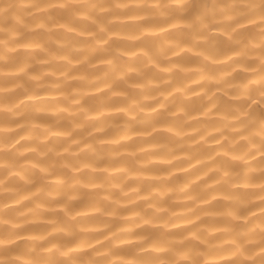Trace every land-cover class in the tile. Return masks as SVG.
I'll list each match as a JSON object with an SVG mask.
<instances>
[{
	"label": "clouds",
	"instance_id": "clouds-1",
	"mask_svg": "<svg viewBox=\"0 0 264 264\" xmlns=\"http://www.w3.org/2000/svg\"><path fill=\"white\" fill-rule=\"evenodd\" d=\"M0 264H264V0H0Z\"/></svg>",
	"mask_w": 264,
	"mask_h": 264
}]
</instances>
